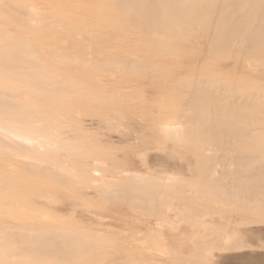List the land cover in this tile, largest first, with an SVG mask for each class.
I'll return each instance as SVG.
<instances>
[{"label":"rangeland","instance_id":"374dc122","mask_svg":"<svg viewBox=\"0 0 264 264\" xmlns=\"http://www.w3.org/2000/svg\"><path fill=\"white\" fill-rule=\"evenodd\" d=\"M175 203L193 225L139 232ZM205 240L264 264V0H0V264H203Z\"/></svg>","mask_w":264,"mask_h":264},{"label":"bare ground","instance_id":"6f19581e","mask_svg":"<svg viewBox=\"0 0 264 264\" xmlns=\"http://www.w3.org/2000/svg\"><path fill=\"white\" fill-rule=\"evenodd\" d=\"M121 1V0H120ZM123 1H125V0H123ZM137 1V0H136ZM155 1V0H154ZM135 2V1H134ZM114 3V2H113ZM172 9H173V11H174V7H172ZM170 11H172V10H170ZM172 13V12H171ZM177 13V12H176ZM173 15H176V14H173ZM182 15V14H181ZM179 15H177V17H178ZM182 17V16H181ZM179 18H180V16H179ZM238 35V34H237ZM235 36V35H234ZM241 36V35H240ZM240 36L238 37V38H240ZM235 37H237V36H235ZM235 39V38H234ZM237 39V38H236ZM235 39V40H236ZM239 40V39H238ZM230 42V41H229ZM236 42H237V40H236ZM235 42V43H236ZM239 42V41H238ZM227 43H228V41H227ZM237 44V43H236ZM248 48H251V46H247ZM247 48V49H248ZM246 55V54H245ZM7 59H11L12 60V62L10 63V64H8V62L7 61H9V60H7ZM3 60H4V63L5 64H8L7 66H5V67H8V66H10L11 64L13 65V62H14V64H19V60L20 61H22V59H20V57H18V58H16V57H11V56H6V57H3V58H1V63H2V65L4 66V64H3ZM10 60V61H11ZM246 62V61H245ZM246 64H247V62H246ZM260 109V108H259ZM256 114H258V113H256ZM255 114V115H256ZM259 116H257L256 115V118H258ZM262 119V118H261ZM168 124H169V122H167ZM171 123H172V121H171ZM170 123V124H171ZM174 123H175V121H174ZM176 123H178V122H176ZM167 124V125H168ZM170 124H169V127H170ZM173 124V123H172ZM258 124H259V122H258ZM178 125V124H177ZM180 125V124H179ZM173 126V125H172ZM175 126V125H174ZM167 128V127H166ZM180 128V127H179ZM168 129H170V128H168ZM174 129V130H173ZM173 129H171L172 131L171 132H173L174 133V135L177 133V131L178 130H176L175 129V127L173 128ZM171 132H170V134H171ZM7 133V132H6ZM172 133V134H173ZM165 135V134H164ZM12 136V135H11ZM19 136V135H18ZM14 137L16 138V136L14 135ZM170 137H172V138H175L174 136H170ZM18 138V137H17ZM21 138V137H20ZM20 138H18V139H20ZM24 139H25V137H24ZM23 138H21V140H24ZM26 140H30V139H26ZM24 142V141H23ZM150 151V150H149ZM143 153V152H142ZM253 154H255V152L253 153ZM252 154V155H253ZM140 155H142V154H140ZM145 157H146V155L145 154H143ZM142 155V156H143ZM141 156V157H142ZM147 156H148V154H147ZM254 156H256V154L254 155ZM138 158V157H137ZM157 159V158H156ZM143 159L141 158V160L140 161H142ZM144 160H146L145 158H144ZM141 163H143V161L141 162ZM159 163V162H158ZM144 164H145V161H144ZM147 165V164H146ZM157 165V164H156ZM207 165V169L206 168H204V169H206V170H204V172H205V175H203V177H205L206 178V176L207 177H209V175H211V173L208 175L207 174V171H209V172H211V171H213V162L212 163H209V164H206ZM36 167H37V165H35ZM145 166V165H144ZM144 166H141V167H144ZM150 166V165H149ZM167 166V165H166ZM31 167V166H30ZM156 167V166H155ZM168 167V166H167ZM202 167V166H201ZM149 168V167H148ZM147 169V168H146ZM254 170H255V168H253ZM141 170V169H140ZM147 170H149V169H147ZM161 170H163V169H161ZM168 170V169H167ZM170 170V169H169ZM174 170V169H173ZM176 170V169H175ZM202 169L200 170L201 172L203 171ZM143 171V170H142ZM155 171V170H154ZM158 171V170H157ZM171 171V170H170ZM145 172V171H144ZM149 172H151V171H149ZM166 174H171V175H173V177L174 176H177L178 174L177 173H179V171H171V173H168V172H166V171H164ZM219 172V171H218ZM249 172H250V170H249ZM158 173V172H157ZM156 173V174H157ZM159 173H161L160 174V176L163 174V172H159ZM215 173V172H214ZM123 174V173H122ZM152 174H154V173H152ZM152 174H150L151 175V177H152V179L149 177V175H147L146 177H149L153 182H150L151 183V186L152 187H154V186H156V185H159V183L158 184H156L159 180V178L158 179H156V180H153V178L154 177H157V176H155L154 175V177L152 176ZM207 174V175H206ZM146 175V174H145ZM158 175V174H157ZM171 175H170V177H171ZM140 176V175H139ZM139 176H137V178H139ZM163 176H164V174H163ZM166 176L167 175H165L164 177H165V179H166ZM179 176V175H178ZM176 177V178H173L172 179V181H171V179H170V177L168 178V179H170L169 181H171L170 183H172L173 182V180H175L176 179V181L179 179V177ZM201 177H202V174L200 175ZM212 176V175H211ZM134 177V176H133ZM145 177V178H146ZM181 177V176H180ZM202 177V178H203ZM68 178V177H67ZM66 178V179H67ZM135 178V177H134ZM178 178V179H177ZM202 178H198V179H202ZM211 178V177H210ZM217 178V177H216ZM71 179V178H70ZM155 179V178H154ZM207 179H209V178H207ZM205 180L203 183H204V186L206 187V186H208V187H210L209 189H211V188H214V187H216V186H214L213 184H211V183H207V181L208 182H210L211 180H212V182H213V179H210V180ZM136 180V179H135ZM139 180H140V178H139ZM162 179L160 178V181H161ZM180 180H182V178H180ZM61 181V180H60ZM131 181V180H130ZM138 181V180H137ZM155 181V182H154ZM159 181V182H160ZM169 181H167V182H169ZM197 181H199V180H197ZM52 182V181H51ZM166 182V181H165ZM165 182H163V183H165ZM132 183V182H131ZM149 183V182H148ZM162 183V182H161ZM181 183V182H180ZM180 183H178V184H180ZM199 183H202V181L201 182H199ZM135 184H136V182H135ZM135 184L134 185H132V184H130V185H132V186H135ZM139 185H142L141 183H138ZM137 184V185H138ZM173 184H174V182H173ZM232 184H234V182L232 183ZM138 185V187H140ZM202 185V184H201ZM200 185V186H201ZM229 185V184H228ZM231 185V184H230ZM143 186V185H142ZM141 186V187H142ZM150 186V185H149ZM203 186V185H202ZM214 186V187H213ZM218 186V185H217ZM236 186L237 187H243V188H248V190H250V191H252L253 189V191H255L256 189H257V186H256V182H249V183H247V184H242L241 185V183H236ZM263 186V185H262ZM222 187V186H221ZM234 187V186H233ZM108 188V187H107ZM137 188V187H136ZM225 188V187H224ZM112 189V188H111ZM198 189V188H197ZM216 189V188H215ZM230 189V190H229ZM68 190V189H67ZM115 190V189H114ZM117 190V189H116ZM115 190V191H116ZM207 189H202V192L204 191V193H205V191H206ZM225 190H229L230 192L232 191V188H228V187H226V189ZM109 191H111V190H109ZM113 191V190H112ZM119 191H120V189H119ZM159 191V190H158ZM157 191V194H160V191L158 192ZM195 191V190H194ZM216 191V190H215ZM47 192V191H46ZM12 193V192H11ZM113 193V192H112ZM252 193H254V192H252ZM108 194V193H107ZM116 194V193H115ZM114 194V195H115ZM126 194H127V192H126ZM129 194V193H128ZM161 194H162V192H161ZM200 194V193H199ZM122 195V194H121ZM137 195V194H136ZM139 195V194H138ZM204 195V194H203ZM129 196V195H128ZM134 196H135V194H134ZM133 195H132V197H134ZM142 196V195H141ZM141 196H138V197H141ZM160 196V195H159ZM104 197H105V195H104ZM125 197V196H124ZM130 197V196H129ZM163 197V196H162ZM188 197V196H187ZM192 197V196H191ZM207 197V196H206ZM205 197V198H206ZM134 198H136V197H134ZM133 198V200H139V198L138 199H134ZM141 198H143V200H146L147 198L146 197H141ZM157 198H159L158 196H157ZM120 199V198H119ZM132 199V198H131ZM103 200H104V198H103ZM142 199H140L139 201H143ZM157 200V199H156ZM107 202V201H106ZM131 202V201H130ZM134 202H136V201H134ZM144 202H146V201H143V203ZM149 202V201H148ZM55 203V202H54ZM132 203V202H131ZM142 203V202H141ZM151 203V202H150ZM130 204V203H129ZM134 204V203H133ZM137 204V203H136ZM147 204V203H146ZM176 205V206H175ZM151 206V205H150ZM175 206V207H174ZM178 205L175 203V204H170V206L169 207H167L168 208V213H170L168 216H166L165 218H163V219H161V218H157V217H152V219H150V222H145L142 226H141V228L143 229V230H139V232H143L144 231V233H146L145 231H147V233H148V231H152V232H155L158 236H156V237H159L161 240H167L168 238H167V236H166V227H165V222H168V221H170L171 219L172 220H174L175 221V223H180V222H184L185 220L188 222V223H190V224H192V222H189V218H190V216L188 217V216H186L185 214H186V211H189V210H181V209H179L180 207H177ZM181 206V205H180ZM139 207V206H138ZM144 207H146V205L144 204ZM146 208H149L148 206L146 207ZM151 208V207H150ZM185 208V207H184ZM183 208V209H184ZM145 208H143L142 210H144ZM135 210V209H134ZM149 209H145V211H146V214H147V216L148 217H150L151 215H149L148 214V211ZM177 210V211H176ZM123 212V211H122ZM45 213V212H44ZM113 213V212H112ZM150 213V212H149ZM192 213V212H191ZM40 214V213H39ZM72 214V213H71ZM114 214V213H113ZM120 214V213H119ZM151 214V213H150ZM21 215H23V214H21ZM48 215H50V214H48ZM146 216V217H147ZM155 216V215H154ZM129 217V216H128ZM65 218V217H64ZM108 218V217H107ZM117 218H118V216H117ZM138 218V217H137ZM151 218V217H150ZM99 219V218H98ZM101 219V218H100ZM141 219V218H140ZM143 219V218H142ZM136 220V219H135ZM149 220V219H148ZM161 220V221H160ZM48 221V220H47ZM185 221V222H186ZM172 222V221H171ZM184 222V223H185ZM174 223V222H173ZM183 224V223H182ZM124 225V224H123ZM179 225V224H178ZM181 225V224H180ZM193 225V224H192ZM151 228H150V227ZM113 228V227H112ZM138 229V228H137ZM17 230V229H16ZM138 232V231H137ZM151 232V233H152ZM146 233V234H147ZM222 234H223V237H225V239L226 238H228V237H230V236H232V235H229L228 233H223V232H221ZM146 236V235H145ZM250 236V235H249ZM252 237H254V235L252 236L251 235V238ZM258 237V236H257ZM256 238V236L254 237V238H252V239H255ZM131 240V239H130ZM228 240V239H227ZM258 240V239H257ZM251 241H253V240H251ZM41 242V244L40 243H38L37 244V246L40 248V250H44V248L46 247V245L45 244H48L47 242H45V240H41L40 241ZM259 242V241H258ZM226 244H227V242H226ZM136 245V244H135ZM173 244H170V246H172ZM182 245V244H181ZM180 245V246H181ZM184 245V244H183ZM213 241H211V240H208V241H204L202 244H201V246H200V251H199V253H200V256H204V258H203V261H201L203 264H211V262H210V260L208 259V256H209V252H211L212 251V249H213ZM145 246V245H144ZM211 246V248H209L208 249V247H210ZM222 246V245H221ZM223 246H226V245H224L223 244ZM222 246V247H223ZM249 247H252V245H248ZM49 247H50V250H51V253H56V251L55 250H53V248H51V246L49 245ZM221 247V248H222ZM183 248V250H184V247H182ZM227 248V247H226ZM152 248H151V246H149L148 245V252H149V250L152 252L153 251V253L155 252H157V250L155 249V250H151ZM179 249V248H178ZM170 250L168 249V247L167 248H164V251H162L161 253L162 254H160V256L161 255H163V256H170V257H172V256H174V258H176V256H179V255H177V254H175V255H172L170 252H169ZM59 254H61L62 253V251H61V249H58V251H57ZM140 253V252H139ZM164 253V254H163ZM212 253V252H211ZM135 254H136V252H135ZM169 254H171V255H169ZM211 255H213V254H211ZM210 255V256H211ZM198 256V255H197ZM167 257V258H168ZM200 258V257H199ZM232 258V257H231ZM196 259V258H195ZM201 259V258H200ZM235 259V258H234ZM156 261V260H155ZM179 261V260H178ZM198 262H200V261H198ZM235 262V261H234ZM251 263V262H250ZM243 264V263H242Z\"/></svg>","mask_w":264,"mask_h":264}]
</instances>
